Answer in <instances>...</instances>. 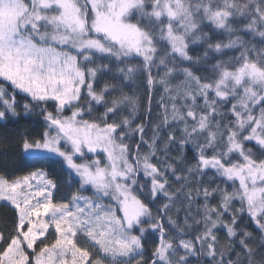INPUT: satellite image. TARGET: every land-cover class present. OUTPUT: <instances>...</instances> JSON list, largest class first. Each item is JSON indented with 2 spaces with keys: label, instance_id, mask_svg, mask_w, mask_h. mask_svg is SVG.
Masks as SVG:
<instances>
[{
  "label": "snow or ice",
  "instance_id": "6c2138e0",
  "mask_svg": "<svg viewBox=\"0 0 264 264\" xmlns=\"http://www.w3.org/2000/svg\"><path fill=\"white\" fill-rule=\"evenodd\" d=\"M21 121L0 264H264V0H0Z\"/></svg>",
  "mask_w": 264,
  "mask_h": 264
},
{
  "label": "trees",
  "instance_id": "16d2710c",
  "mask_svg": "<svg viewBox=\"0 0 264 264\" xmlns=\"http://www.w3.org/2000/svg\"><path fill=\"white\" fill-rule=\"evenodd\" d=\"M142 92L143 89H141V94ZM25 127H28V125L24 121H21L19 125H9L7 128L0 127V174H11L13 172L23 174L29 170L25 166L21 149L16 146L18 136L14 135V133L19 132ZM61 195H69L67 185L63 186L60 193L57 194L58 197ZM13 213L14 209L0 202V221L6 217L10 218Z\"/></svg>",
  "mask_w": 264,
  "mask_h": 264
},
{
  "label": "rangeland",
  "instance_id": "374dc122",
  "mask_svg": "<svg viewBox=\"0 0 264 264\" xmlns=\"http://www.w3.org/2000/svg\"><path fill=\"white\" fill-rule=\"evenodd\" d=\"M3 203V202H2Z\"/></svg>",
  "mask_w": 264,
  "mask_h": 264
}]
</instances>
